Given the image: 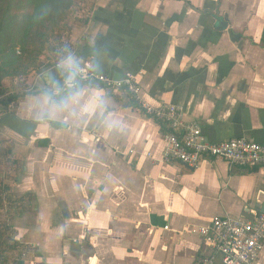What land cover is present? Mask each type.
Wrapping results in <instances>:
<instances>
[{"label":"crops","instance_id":"1","mask_svg":"<svg viewBox=\"0 0 264 264\" xmlns=\"http://www.w3.org/2000/svg\"><path fill=\"white\" fill-rule=\"evenodd\" d=\"M69 25L44 61H56L61 80L51 84L49 70L30 75L32 93L0 116V131L16 132L18 260L199 264L209 250L192 230L215 216L264 213V167L163 162L167 127L141 103L182 106L208 142L264 145V0H87ZM69 56L80 68L138 84L141 103L103 84H80L84 107L103 92L113 131L97 115L38 119L46 100L63 94L61 61ZM127 97L142 112L126 106Z\"/></svg>","mask_w":264,"mask_h":264},{"label":"built area","instance_id":"2","mask_svg":"<svg viewBox=\"0 0 264 264\" xmlns=\"http://www.w3.org/2000/svg\"><path fill=\"white\" fill-rule=\"evenodd\" d=\"M79 83L103 84L120 90L141 103L140 88L132 76L114 80L108 75L81 68ZM145 113L165 123L167 132L163 136V162L177 163L188 169L198 168L204 161H222L230 166L264 167V145L243 138L223 142H208L201 126L195 120H187L180 105L162 104L152 108L142 104ZM209 254L199 264H257L264 245V213L250 220L228 216H215L205 227L192 230Z\"/></svg>","mask_w":264,"mask_h":264},{"label":"trees","instance_id":"3","mask_svg":"<svg viewBox=\"0 0 264 264\" xmlns=\"http://www.w3.org/2000/svg\"><path fill=\"white\" fill-rule=\"evenodd\" d=\"M87 0H0V106L6 115L8 108L32 92L20 82L31 74L49 70L51 84L60 81V70L45 64L47 55L54 54L70 33L69 22ZM6 81H16V88L7 90ZM38 93H44V90ZM126 106L142 112L133 98L127 97ZM160 124H164L159 120ZM7 187L0 184V209ZM18 248L9 226L0 224V264L6 254ZM18 264H23L18 260Z\"/></svg>","mask_w":264,"mask_h":264},{"label":"clouds","instance_id":"4","mask_svg":"<svg viewBox=\"0 0 264 264\" xmlns=\"http://www.w3.org/2000/svg\"><path fill=\"white\" fill-rule=\"evenodd\" d=\"M61 67L65 72L63 94L61 95V90L57 89L53 95H60V99L50 98L46 100L44 106L37 114L38 119L41 122H48L49 120L61 119L65 114L73 120L83 118L86 115H97L100 117L101 125L108 132L117 128V122L106 114L107 102L102 91H94L91 94L87 107H84L79 83L82 70L78 59L69 56L61 61Z\"/></svg>","mask_w":264,"mask_h":264},{"label":"rangeland","instance_id":"5","mask_svg":"<svg viewBox=\"0 0 264 264\" xmlns=\"http://www.w3.org/2000/svg\"><path fill=\"white\" fill-rule=\"evenodd\" d=\"M82 5V4H81ZM76 17V15L74 16ZM48 56V55H47ZM42 62L45 60L42 59ZM34 75V74H31ZM29 76L23 78L20 82L23 89L29 90L27 82L31 79ZM16 81H6L7 90L16 88L14 85ZM15 109V106L11 105L8 108V112H12ZM3 111L2 106H0V116H2L1 112ZM1 130V129H0ZM14 129H11L9 135H5L2 131H0V184L7 187V191H4L3 194V204L0 209V224L9 226L12 230L13 241L16 242V214L20 211V207L16 202V159L14 157L13 146L14 140L16 141V132ZM6 132V133H7ZM19 250L15 249L14 251L6 254L5 256V264H18V255Z\"/></svg>","mask_w":264,"mask_h":264},{"label":"water","instance_id":"6","mask_svg":"<svg viewBox=\"0 0 264 264\" xmlns=\"http://www.w3.org/2000/svg\"><path fill=\"white\" fill-rule=\"evenodd\" d=\"M189 170H192V169H189Z\"/></svg>","mask_w":264,"mask_h":264}]
</instances>
